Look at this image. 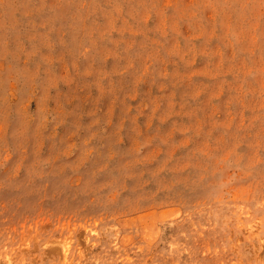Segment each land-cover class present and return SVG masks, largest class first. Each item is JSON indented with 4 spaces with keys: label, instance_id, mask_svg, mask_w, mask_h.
Returning <instances> with one entry per match:
<instances>
[{
    "label": "rangeland",
    "instance_id": "1",
    "mask_svg": "<svg viewBox=\"0 0 264 264\" xmlns=\"http://www.w3.org/2000/svg\"><path fill=\"white\" fill-rule=\"evenodd\" d=\"M0 264H264V0H0Z\"/></svg>",
    "mask_w": 264,
    "mask_h": 264
}]
</instances>
